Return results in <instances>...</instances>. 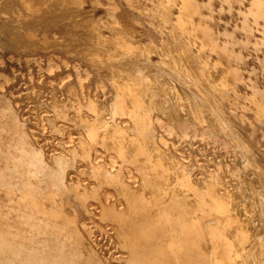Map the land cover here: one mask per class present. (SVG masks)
Listing matches in <instances>:
<instances>
[{"label":"bare ground","instance_id":"1","mask_svg":"<svg viewBox=\"0 0 264 264\" xmlns=\"http://www.w3.org/2000/svg\"><path fill=\"white\" fill-rule=\"evenodd\" d=\"M257 23L256 49L264 0H0V52L58 48L90 61L101 92L105 83L113 89L107 112L78 73L65 98L51 93L52 128L69 121L84 135L51 162L0 93V264H105L83 219L90 196L104 197L102 216L117 228L125 264H264V158L248 135L264 129V57L242 52ZM162 132L217 144L201 179ZM96 143L106 160L93 155ZM227 151L243 163L233 181L216 159ZM75 160L94 183L65 181Z\"/></svg>","mask_w":264,"mask_h":264},{"label":"rangeland","instance_id":"2","mask_svg":"<svg viewBox=\"0 0 264 264\" xmlns=\"http://www.w3.org/2000/svg\"><path fill=\"white\" fill-rule=\"evenodd\" d=\"M94 13L97 17L101 18L102 15L96 9ZM136 16L139 17L135 14ZM221 16L224 19L227 18V12L222 11ZM232 23L233 25L238 24L239 21L237 18H234ZM260 28L261 23H257L248 32L247 37L249 42L247 47L242 50L246 57H264V45H261L257 49L253 46L254 41L260 38ZM236 36L244 38L246 35L244 31L238 30ZM152 38L154 42H158L156 36L152 35ZM150 55L152 59L156 60L154 53ZM0 56H2L0 75L6 77L5 80H1L0 78L2 83L0 84V93L5 94L11 100L19 121L29 131L31 145L42 152L47 162H51L55 157L66 153L77 140L84 138V135L69 121L57 120L56 124L60 127V130L52 128V121L50 120L51 111L49 110L52 92L58 98H65L69 88L77 85L76 73H78L82 77L86 76L83 86L85 93H90L97 102L106 108V112L110 106L113 89L108 83H105V92H101L96 84L102 77L93 69L92 64L86 58L64 53L58 48H50L48 50L32 49L24 52L3 51L0 52ZM49 56L52 57V60H50L53 67L52 72L51 69L48 70L46 67L49 62ZM250 67L251 64L241 67L240 74L242 80H247ZM237 90L241 94H246L249 92V87L245 84H239L237 85ZM34 99L38 101L39 106L37 108H34L31 104V100ZM227 105L229 106V103ZM234 109L239 113L241 112L249 116L246 120L252 119L249 110L239 107H234ZM106 116L110 118L109 113ZM115 118L124 124L128 122L127 116H115ZM162 133L168 142L172 140L169 143L170 148L178 156L182 157L183 160L192 164V174L198 180L201 179L200 172L211 168V159L218 150L217 144L213 143L210 138L200 139L196 137L192 138L191 142H189L180 135ZM248 135L253 140L255 147L261 151L260 157L264 158V129H248ZM4 138L5 135H1V139ZM95 153L97 160H106L108 158L105 148L100 143L95 144L93 155ZM216 159L221 163L223 179L225 181H233V178L230 176L233 168H243V163L238 153L234 155L231 151H227L224 154L218 155ZM3 165L0 161L1 169ZM84 166L85 164L82 160L73 161L66 167L64 173L65 181L70 182L71 180L79 179L83 183H94V179L84 172ZM246 169L251 170L252 167L246 166ZM106 189L112 194L109 198V203H111L112 199L116 197L115 190L110 185H106ZM103 202V196H90L86 200L85 206L88 210V216L83 217V219L88 225L93 227V248L98 256L104 259L105 264H125L124 258L127 254V249L119 241L114 222L102 216ZM120 205H124V201L121 200Z\"/></svg>","mask_w":264,"mask_h":264}]
</instances>
